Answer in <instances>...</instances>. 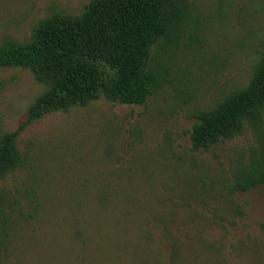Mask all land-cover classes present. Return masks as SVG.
Returning a JSON list of instances; mask_svg holds the SVG:
<instances>
[{"label": "rangeland", "instance_id": "rangeland-1", "mask_svg": "<svg viewBox=\"0 0 264 264\" xmlns=\"http://www.w3.org/2000/svg\"><path fill=\"white\" fill-rule=\"evenodd\" d=\"M92 0H0V46L28 44L55 14ZM172 84L145 105L100 98L27 124L44 91L30 69L0 67V137L19 131L26 163L0 181V264H264V185L229 193L252 132L192 150L199 110L245 88L264 45V0H185Z\"/></svg>", "mask_w": 264, "mask_h": 264}, {"label": "trees", "instance_id": "trees-1", "mask_svg": "<svg viewBox=\"0 0 264 264\" xmlns=\"http://www.w3.org/2000/svg\"><path fill=\"white\" fill-rule=\"evenodd\" d=\"M199 19L185 0H92L80 16L55 14L28 44L0 46V67L30 69L44 91L29 107L27 124L100 98L145 105L172 84L173 59L183 39L199 41ZM192 150L211 151L252 132L225 181L229 193L264 185V45L249 84L199 110ZM19 131L0 137V181L22 168ZM2 215L0 214V223Z\"/></svg>", "mask_w": 264, "mask_h": 264}]
</instances>
